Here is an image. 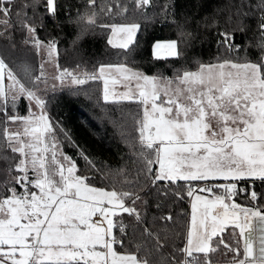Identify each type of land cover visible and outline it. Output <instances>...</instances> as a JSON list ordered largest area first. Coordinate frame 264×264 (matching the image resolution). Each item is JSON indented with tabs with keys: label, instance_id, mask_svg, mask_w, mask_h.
<instances>
[{
	"label": "snow or ice",
	"instance_id": "snow-or-ice-1",
	"mask_svg": "<svg viewBox=\"0 0 264 264\" xmlns=\"http://www.w3.org/2000/svg\"><path fill=\"white\" fill-rule=\"evenodd\" d=\"M134 2L141 8L150 0ZM87 4L89 8L78 11L75 18L81 30L107 29V44L130 55L141 25H97L95 0ZM62 7L60 0L23 4L0 0V38L11 40L10 30L18 23L23 42L54 62L58 56L55 37L42 40L37 29L44 27V15L55 17ZM159 7L166 19L173 17L179 42L186 44L193 34L174 19V2ZM230 8L228 23L235 18L233 27L221 28L215 16L202 18L206 28H217V50L223 48L229 55L207 63L197 61L195 70L177 69L171 78L147 75L123 63L101 64L99 77H91L104 79V101H136L139 108L133 135L125 137L133 141L137 176L120 187L115 183L96 186L62 151L58 133L73 142L47 113L44 93L49 84L43 64L34 75L29 65L10 66L0 56L4 147L19 154L0 155L5 162L0 170V264H150L140 254L142 244L135 242L137 232L152 238L155 249L161 250L159 264H264V191H256L257 181L264 186V0L255 6L239 0ZM257 12V47L262 55L253 61L239 56L241 46L235 43V34L246 32L245 19ZM184 21L187 24L190 18ZM182 51L175 39L153 45L157 58H179ZM56 66L53 89L55 81L63 84L65 78L73 84L84 83ZM106 69L121 74L123 93L109 90ZM21 98L27 102L26 114L17 110ZM10 124L15 126L12 131ZM73 146L95 169L92 160ZM153 193L158 210L165 206L161 200H187L190 213L174 217L169 211L153 217L150 224L147 197ZM181 216H188L183 247L174 246L165 255L167 225ZM157 219L163 222L160 230L153 226ZM194 253L203 254V259Z\"/></svg>",
	"mask_w": 264,
	"mask_h": 264
},
{
	"label": "trees",
	"instance_id": "trees-1",
	"mask_svg": "<svg viewBox=\"0 0 264 264\" xmlns=\"http://www.w3.org/2000/svg\"><path fill=\"white\" fill-rule=\"evenodd\" d=\"M25 2L26 0H17L19 4ZM171 2H174L176 7L177 14L174 19L184 24L185 30L193 34L186 44L179 42V30L177 25L171 22L173 17L169 16L166 19L160 11V5ZM248 2L255 6L259 0ZM60 3L64 7L59 9L58 15L55 17L44 15V27L37 29L42 40L47 41L55 37L58 44L57 64L60 69L66 68L75 72L78 68L79 71L83 70L93 75L101 64L123 63L148 75L161 74L171 78L177 69L195 70L197 61L207 63L214 61L217 56L229 55L223 48L217 50V28L215 26L206 28L202 18L208 17L211 20L215 16L221 28L233 27L235 18L231 24L228 23L232 11L230 5L239 3V0H150L149 5L141 8L136 7L134 0H95L97 25L120 22H135L141 25L134 41V50L128 56L123 55L126 50L107 44L109 35L107 29L96 26L82 31L81 26L75 22L77 12L83 13L89 8L87 0H60ZM26 11L28 16L32 15L30 8ZM37 11L42 12V8ZM184 17H189L190 22L185 24ZM257 17L258 12L247 17L244 21L248 26L247 31L235 34V43L241 46L239 56L241 58L246 56L253 61L262 55L260 48L257 47L259 40ZM13 20L15 21V17ZM197 22L200 24L199 28ZM10 34L11 40L0 38V56H3L10 66L29 65L33 74L38 75L39 55L32 45L23 42L24 33L18 23L14 22ZM174 39L178 40V48L183 50L181 57H154L153 45L156 41ZM103 85L102 78H90L80 85L54 88L45 96L47 113L67 133L73 144L96 165L95 169L89 168L78 154L77 147L68 143L64 136L58 133L62 150L76 161L79 170L92 177L96 186H109L115 183L120 187L125 180L132 181L137 176L139 164L135 150L131 146L133 141L125 137L133 135L134 117L139 108L136 101H104ZM19 103L18 111L26 114L27 102L21 98ZM2 119L0 115V120ZM4 144L3 124L0 123V155L5 153L9 156L19 155L5 149ZM4 167L5 162L0 159V170ZM2 190L3 173L0 171V191ZM256 191H264V186L258 181ZM147 199L150 201L147 215L150 224L153 217H159L169 211L174 217L178 213H190V204L187 200L183 202L161 200V204L165 206L158 210L155 194H151ZM237 199L240 202L243 196ZM123 215L128 222L127 214ZM187 221L188 216H181L175 223L169 222L166 232L168 245L162 250L163 254L171 252L174 246L183 247L182 237L186 232ZM153 226L160 230L163 222L157 219ZM177 233L180 235H176ZM224 235L229 238L228 232ZM134 239L136 243L142 244L143 250L140 254L146 256L150 264H159L161 250L155 249L152 238L141 236L137 232ZM194 255L203 259V254Z\"/></svg>",
	"mask_w": 264,
	"mask_h": 264
},
{
	"label": "rangeland",
	"instance_id": "rangeland-1",
	"mask_svg": "<svg viewBox=\"0 0 264 264\" xmlns=\"http://www.w3.org/2000/svg\"><path fill=\"white\" fill-rule=\"evenodd\" d=\"M120 23H124V22H120ZM38 55H39V61L38 62H39L40 71H41V65L43 64V71L45 72L46 77L48 78V84H49L48 89L44 93V98H45L47 93L53 89L51 87V84L53 83L52 77L58 75V70H57V66H56L58 58L56 57L54 62H50L46 56V53H44L43 51H41ZM160 58H164V57L162 56ZM59 70L62 71V69H60V68H59ZM75 70H76L75 72L73 70H68V71L71 72L74 76H77L78 78L82 79L84 82H86L88 79H90L93 75L99 77V67L97 69V72L93 75L89 74L87 72H83V70L79 71L78 68ZM40 71H39V73H40ZM106 78L109 81L108 87H109V90L111 92L123 93L125 91V82L123 81L121 74L118 71H116L115 69H111V70L106 69ZM114 80L116 81L115 83H113ZM103 82H104V79H103ZM55 83H56L55 88H57V87H72V86L80 85V84L71 83L68 78H65L63 84H61L60 81H58V80L55 81ZM103 90H104V85H103ZM19 104L20 103H18V107H19ZM14 128H15L14 125H11V124L9 125V131L14 130ZM65 154L68 155L67 153H65ZM68 156H70V155H68Z\"/></svg>",
	"mask_w": 264,
	"mask_h": 264
}]
</instances>
